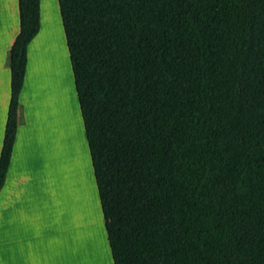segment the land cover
Returning <instances> with one entry per match:
<instances>
[{"label":"trees","instance_id":"trees-1","mask_svg":"<svg viewBox=\"0 0 264 264\" xmlns=\"http://www.w3.org/2000/svg\"><path fill=\"white\" fill-rule=\"evenodd\" d=\"M113 264H264V0H57ZM0 191L40 0H18Z\"/></svg>","mask_w":264,"mask_h":264},{"label":"crops","instance_id":"crops-1","mask_svg":"<svg viewBox=\"0 0 264 264\" xmlns=\"http://www.w3.org/2000/svg\"><path fill=\"white\" fill-rule=\"evenodd\" d=\"M59 18L57 0H40V28L27 46L24 81L19 95L18 127L5 182L0 191V264H113L96 185L101 213L97 222L104 229L105 237L100 231L97 236L93 228L95 226L87 222L83 223L87 225V230L78 232L72 213L82 212L84 205L74 208L73 204H66L62 206L67 209L60 208L59 200L65 199L66 192L63 189L64 172L57 164L52 167L51 186L52 196L58 199L56 210L53 211L51 194L45 192L44 178L38 180L40 191L36 193L35 176H43L42 173L37 174V168L40 167L37 158L40 155L44 157L46 141L55 142L58 149L62 148L66 137V129L61 128L58 120L59 114L55 116L50 105L46 106L45 103L56 88L58 80L55 79V70L51 66L49 79L40 73L42 67L51 60L45 50L49 45L54 43L57 48L52 49V57L59 54V50L63 54L66 48ZM18 33V0H0V151L10 99L9 53ZM48 36L50 41L46 43L44 41ZM67 69L69 66L66 64V72ZM49 86H52V90ZM72 89L69 86L66 91L64 87L63 95L68 107L76 110L81 136L77 125L71 121L68 142L72 138L78 144L81 139L83 144L86 143L83 122L75 89ZM70 160L72 162V157ZM71 164L76 168L74 163ZM70 199L73 202L71 196ZM86 213L89 212L81 213V222L86 219Z\"/></svg>","mask_w":264,"mask_h":264},{"label":"rangeland","instance_id":"rangeland-1","mask_svg":"<svg viewBox=\"0 0 264 264\" xmlns=\"http://www.w3.org/2000/svg\"><path fill=\"white\" fill-rule=\"evenodd\" d=\"M58 22L61 26L60 18L58 19ZM58 26V25H57ZM50 37L48 36L47 39L44 42H49ZM65 41V40H64ZM57 44V43H56ZM65 44V43H64ZM58 47V45H57ZM56 48V45L52 43L49 45L45 50L47 55L50 56L51 60H49L46 63L45 67H42V70H40L41 76L46 77L47 79L51 78L49 77V71L51 69V66L55 70V79L57 81L56 88L52 90V86L50 87L51 93L49 94V101L45 100L46 106L50 105V110L52 111L55 116L59 114L58 120L61 122V128L66 129V137H64V143L62 144V148H58L55 146V142L52 141H46V148L44 151V157L39 156L37 158L39 162V168H37V174L42 173L41 175L35 176V184H36V193L40 191V185H39V179L44 178L45 182V192L47 195L52 196V167L54 164H57L59 168L64 172V190L66 192V197L62 201H60L61 209H67V207L62 206L66 204H73L74 208H77L78 206L84 205V209L82 212H69L72 213L74 216L72 217L74 222V225H76L78 232L84 231V229L87 230L86 226L83 225V223H92L96 235L98 234V231H100L105 237V231L104 229L100 228L99 223L97 222L100 217V209L99 204L97 200V195L95 192V182L93 177V172L91 168V162L90 157L88 154V149L86 146V143L83 142L81 139L79 140L78 144L75 143L72 138L71 141L68 142V127L72 124L77 125V129H79V136L80 134V128H79V120L76 117V110H72L70 107H68L67 100L65 99V94L63 95V89L65 87L66 91L68 90V87L70 86V89L74 88L73 84V78L72 73L70 70V64H69V58L67 56V50L63 49V54L59 50V54L54 55V52L52 49ZM59 49V48H58ZM61 53V54H60ZM63 55V56H62ZM57 56V57H56ZM66 56V57H65ZM66 64L69 66V69H67L68 72H66ZM44 68V69H43ZM66 72V73H65ZM67 74V75H66ZM71 74V76H70ZM65 83V86H64ZM63 84V85H62ZM44 85L48 86L47 83H44ZM73 91V89H72ZM77 118V120H76ZM70 121V123H69ZM63 129V130H65ZM70 157H72V162L70 160ZM42 158V160H41ZM71 163H74L76 168L72 166ZM55 171V170H54ZM63 185V184H62ZM94 191H93V189ZM54 195V193H53ZM70 196L72 197V201H70ZM50 197V196H49ZM53 199V211L57 208V202L58 199L55 198V196H52ZM86 213V219L84 222L80 221V216L85 212ZM56 214V212H54ZM82 213V214H81ZM95 223V224H94ZM98 228V229H96ZM85 230V231H86ZM98 236V235H97Z\"/></svg>","mask_w":264,"mask_h":264},{"label":"bare ground","instance_id":"bare-ground-1","mask_svg":"<svg viewBox=\"0 0 264 264\" xmlns=\"http://www.w3.org/2000/svg\"><path fill=\"white\" fill-rule=\"evenodd\" d=\"M55 166V165H54ZM52 173V172H51Z\"/></svg>","mask_w":264,"mask_h":264}]
</instances>
